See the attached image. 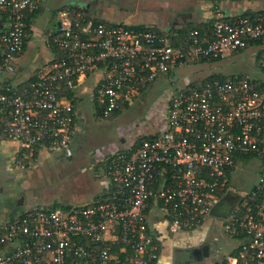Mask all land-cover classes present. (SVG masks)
<instances>
[{
  "label": "built area",
  "instance_id": "built-area-1",
  "mask_svg": "<svg viewBox=\"0 0 264 264\" xmlns=\"http://www.w3.org/2000/svg\"><path fill=\"white\" fill-rule=\"evenodd\" d=\"M234 1L211 0L210 33L192 32L184 49L173 47L167 33L74 21L65 8L48 41L64 55L55 54L20 91L23 83L4 79L19 70L29 39L27 15L42 0H0V145L17 143L19 161H37L42 153L73 156L78 116L65 92L90 75L95 100L109 118L157 80L174 83L177 70L189 64L255 49L261 72L198 89L190 87L193 81L177 87L164 131L111 156L101 168L106 188L93 202L0 210V264H158L164 249L150 216L161 217L174 237L202 232L237 164L254 161L261 168L257 185L222 221L238 245L241 234L247 244L239 256L207 263L264 264V14L229 15L224 3ZM249 195L257 202L249 205Z\"/></svg>",
  "mask_w": 264,
  "mask_h": 264
},
{
  "label": "rangeland",
  "instance_id": "rangeland-1",
  "mask_svg": "<svg viewBox=\"0 0 264 264\" xmlns=\"http://www.w3.org/2000/svg\"><path fill=\"white\" fill-rule=\"evenodd\" d=\"M49 1L51 2L52 0ZM57 1L61 5L71 8L74 13L79 12L78 8L93 6L101 13L104 11L116 18L117 22L122 19L124 21L134 20L135 22H142L145 25L154 23L168 35L175 34L180 30L178 25L184 22V17L189 15L188 13L191 12L193 5H195H189L190 3L186 2V0H55V3ZM204 1H206L203 2L204 5L211 7V0ZM50 2L47 4L48 8L50 7ZM195 2L198 6H203L201 2ZM236 5L240 9L254 12L264 11V1L260 3L241 1L237 2ZM48 8L45 9L43 15L37 17L35 22L36 33L31 40V46L33 47L43 43L42 41L40 43L37 34L45 28V19L49 15ZM196 9L197 7L194 10ZM197 26L196 23H187L183 28L191 31L192 28ZM256 57L257 51L250 49L242 54H235L219 63L189 64L177 70V79L180 80L190 76L197 84H201L199 79H206L212 75H220L222 77L235 75L257 76L261 72ZM18 64L19 66L24 65L27 67V74L32 71L30 67L31 61L27 60L26 57L20 60ZM173 88V85L168 84L167 80H157L154 92L152 89L151 92L146 94L144 101L141 102L139 99H134L128 105L129 107L124 109L122 115L113 118L110 122L114 123L115 127L117 126L121 131H136L144 126L155 132L156 128H158L157 130L162 128L161 124H163V127L165 124L166 127ZM94 108L99 109L97 102L93 103ZM158 119L163 120L160 125ZM137 125L140 126L136 127ZM112 131L118 136V133L114 130ZM88 151L90 152V150ZM15 153L9 159L10 170L5 168L4 175L0 177L2 188L0 210H13L22 195L26 197L27 207L41 203L64 206L69 203L93 202L95 195L101 192L103 177L97 179L96 175L103 176V174L97 166V157L86 161L78 160L77 157L73 162L60 163L53 156L46 153L43 158L40 156L37 159L38 162L26 163L19 161ZM260 174L261 168L256 161L246 166L237 164L236 170L229 177L230 185H228V188L233 189L244 198L257 185ZM10 191L12 192L10 193ZM227 227L228 223H218L212 218L203 227L202 232L196 236L187 235V239L182 243L176 241L177 244H175L174 240V244L172 241L171 243L167 242L163 258L171 260L169 252L177 247V249H180V247L186 248L188 251L196 249L198 239L203 236L204 231H207L209 232L208 240L212 242V246L210 256L205 261L219 260L224 255L230 254L238 245V242L227 232ZM182 257L177 255L176 259H181ZM197 262L201 261L198 259Z\"/></svg>",
  "mask_w": 264,
  "mask_h": 264
},
{
  "label": "crops",
  "instance_id": "crops-1",
  "mask_svg": "<svg viewBox=\"0 0 264 264\" xmlns=\"http://www.w3.org/2000/svg\"><path fill=\"white\" fill-rule=\"evenodd\" d=\"M195 1L201 2L203 6H198ZM49 2H50L49 0H42V7H41L42 11L40 12L39 16L43 15V13L45 12V9L48 8L47 4H49ZM186 2L190 3L189 5H193V4L195 5H193V9L191 10V12L188 13L189 15L184 17V22H181L179 24L180 26L178 25L179 29H182L185 25H187V23H196L198 26L199 25L204 26L212 22L211 7L203 4V2H206V1L186 0ZM236 3H237L236 1L224 3V8L227 14L234 16V15H238V14H241L247 11V9H240V7L236 5ZM195 6L197 7L196 10H194L196 8ZM65 8H68V7L61 5L58 1L56 3H55V0H52L50 2V7L48 8L49 15L45 19V23H46L45 28L37 34V37L40 39V43L41 41L43 43H41V45L39 44L38 46L36 45L33 47L31 46L32 45L31 40L35 37V33H36V27H35V22L37 20L36 18V20L34 21L32 25L31 34L27 41L28 43H26V48L19 55V61H18L19 63L20 60L26 57L27 60L31 61L30 67L32 71L29 74H27L26 73L27 67H25L24 65L19 66L18 64L19 70L17 74L13 76V78L7 77L6 79H4L5 81L11 83L12 85H16V84L19 85V84L25 83L28 80L32 79V76L38 75V73L54 59L55 52L53 49H51V47H49L48 41L51 40L52 36L57 34V31L60 26L59 19H58V13ZM78 11L79 12L74 13L72 10L74 21H79L80 19L81 20H92V21H98V22H107V23H111L115 25H123L127 27L129 26L137 27V28L138 27H142V28L156 27L157 29H159L158 28L159 26L154 23H152L151 25H145L142 22H135L134 20H130V19H129L130 21H127V20L124 21L121 19L119 22H117L116 18H113L111 15H109L108 13H105L104 11L103 13H101L97 9L93 8V6H89L87 8H78ZM178 31L175 34H173V37L178 36ZM162 32L165 33L164 31ZM191 81L193 80L191 79L190 76L188 78L184 77L180 80L177 79V72H176L175 82L168 83V84L173 85L174 87L172 91V94H173L177 87L185 86L189 84V82ZM93 82H94L93 75H90L85 79H82L81 82L77 85L76 90L74 91L73 99L70 100L75 105L77 116H78V125H79V131L77 132V135L75 136L73 147H74L75 152L78 153L77 155L80 156L78 157V160L82 159L86 161L87 159H84V156H86V154L90 155L89 159H92L93 157L99 155V156H102L103 158L101 163L105 164L106 161L111 156L117 153L124 152L127 149H130L131 147L136 145L137 141L135 143L134 142L130 143L128 140L125 139L126 137L123 133L119 134L120 136H116V134L111 130L115 128V124L110 122L111 120H109V118H104V117L99 118V116H97L98 109H95V108L93 109V103H96L95 93L93 89ZM155 88H156V83L151 85L147 89H145L139 96L135 98V100L139 99L141 100V102L144 101L145 95L151 92L152 89L154 92ZM161 126L162 128H160L159 130L156 129L155 132L146 131L144 133H140L139 138L151 137L159 133H162L165 129V124H164V127H163V124H161ZM17 147H18L17 143L15 142L3 143L2 145H0V177L4 175L5 168L6 170L7 169L10 170L9 159H11V156H14L13 154L15 153V151H16L15 154H17V149H18ZM88 150H90V152ZM43 155H46V153H42L40 155L41 158H43ZM92 155L94 156L92 157ZM51 156H53L55 160H58L56 155H51ZM96 178L98 179L102 177L101 175H96ZM104 182H105V179H104V171H103V187L101 188V192L95 195L94 200H96L104 192L106 188V184ZM0 183H1V179H0ZM1 192H2V188H0V194ZM87 203H91V202H87ZM82 204H86V202L69 203L64 206L82 205ZM35 206L53 207V206H56V204L47 205V204L41 203L38 205H32L31 207H35ZM24 208H27L26 202H25V205L19 206L17 204L13 210L7 209L5 211L15 212L16 210H23ZM150 220H151V226L153 228V231L156 237L162 241L164 252H165V247H166L167 242L171 243L172 241L173 243V240H174L175 244H177L176 238H174V236H171L169 234L161 217L153 213L150 216ZM171 237H173L174 239H171ZM176 249H173L171 252H169V255L171 256V260L169 259L165 260V258H163L162 256L161 261L158 264H174L172 255L174 253V250ZM164 252H163V255H164Z\"/></svg>",
  "mask_w": 264,
  "mask_h": 264
},
{
  "label": "trees",
  "instance_id": "trees-1",
  "mask_svg": "<svg viewBox=\"0 0 264 264\" xmlns=\"http://www.w3.org/2000/svg\"><path fill=\"white\" fill-rule=\"evenodd\" d=\"M241 1H243V0H239L238 2H241ZM41 11L42 10H41V7H40L35 12L30 13V14L27 15L28 19H27L26 24H27V33L29 34V36L31 34L32 25H33L34 21L36 20V18L39 16V14H40ZM260 14H264V11H262V13H260ZM244 16L255 17V16H257V13L254 12V11H251V10H247V11L244 12ZM211 24L212 23H209L208 25L206 24L204 26L203 25L202 26L199 25L197 27L192 28L191 31H187L185 28H182V29H180L178 31V36L173 37V34L172 35H168V38H167L168 39V42L173 47H175V48H183L184 49L185 46H186V42L191 38L192 32L197 31L201 36H203L205 33H210L211 26H212ZM139 28L142 29V27H139ZM148 29L149 30H152L157 35H159L160 37H166L165 33H163L161 30L157 29L156 27H149ZM25 48H26V45H25L24 49ZM54 52L57 55V58H60L61 56L64 55V53L61 50H59V49H55ZM244 52H245V50H241V51H238L236 54H242ZM219 62H220V60H213L211 62H209V61L208 62L207 61H200L201 64H204V63H211L212 64V63H219ZM262 71L264 73V70H262ZM237 76H246V75H237ZM232 77H234V76H232ZM227 78L228 77H222L220 75H212L211 77L206 78V80L201 81V84H197V82H195L190 87L193 88V89H198V88H201V87H205L207 84H212V82L214 80H220V81L224 82L225 80H227ZM29 84H30V81H28L26 83H23L22 85L19 86V90L22 91L23 89L27 88ZM65 96H66V98L68 100H72L73 97H74V91L67 90L65 92ZM128 107H129L128 104L123 105L122 108H121V110L117 111L116 113L112 114L111 117H109V120H112L113 118H117L120 115H122L124 109H127ZM97 114H98L97 116H99V118H103L104 117L103 116V108L100 105H99V109H98ZM147 138L148 137H144V138H140L139 140H137L136 145L134 146V148L137 147L138 145H140L141 142L143 140L147 139ZM36 158L37 157H35L33 159H30V160H24V162H26V163L33 162L34 163V162H36ZM108 163H105V164L102 163V164H100L99 168L101 169L104 166L106 167V165H108ZM229 189L230 188L227 187L226 191H223L222 193H220V196H219L220 199L226 194V192ZM246 202L249 205H251V203L253 204V203L257 202V200L253 199L252 198V195H249V197H247V199H246ZM57 207H63V206H57L56 205V206H53L51 208L54 209V208H57ZM196 235L197 234H194L193 236H196ZM174 238H176V241L181 242V243L184 242L185 239H187L186 236H180V237H174ZM245 239H246V237H245L244 234H241V235H239L237 237V240L239 241V245H238V247L235 250H233L231 252V255L233 257L239 256V254L244 250V245L247 244V241ZM199 260L203 264H208L205 261V259H203V256L202 255H201V258ZM197 261L198 260H194L190 264H193L194 262H197ZM214 264H227V262L224 259L222 261H217Z\"/></svg>",
  "mask_w": 264,
  "mask_h": 264
},
{
  "label": "flooded vegetation",
  "instance_id": "flooded-vegetation-1",
  "mask_svg": "<svg viewBox=\"0 0 264 264\" xmlns=\"http://www.w3.org/2000/svg\"><path fill=\"white\" fill-rule=\"evenodd\" d=\"M158 121H159V125L161 124V122H163V120L162 119H158ZM140 125H137L136 127H139ZM156 129H158V128H156ZM111 130H114L116 133H118V136H120L119 134H124L125 135V139L126 140H128L130 143H135L137 140H139L140 138H139V134L140 133H144V132H146V131H151V129H149L148 127H141V129H139V130H136V131H121V130H119V128L118 127H115V128H113V129H111ZM78 153L77 152H75V150H74V154H73V156L71 157V158H66L65 156H61V157H59V158H57L58 160H56V161H58V162H60V163H64V162H73V161H75V158H77V157H80L79 155H77ZM91 154V153H90ZM89 156L90 155H87L86 154V156H84V159H89ZM92 157H93V155H92ZM95 157H97V160H96V162H97V166L99 167L100 166V164H102L101 163V161H102V156H95ZM89 163V162H88ZM4 185V184H3ZM0 188H1V183H0ZM13 191H15V190H13ZM12 191H10V193H11ZM228 192H233V193H235V194H238L237 192H235L233 189H229L227 192H226V194L228 193ZM225 194V195H226ZM239 195V194H238ZM24 195H22L21 196V198L23 197ZM240 196V195H239ZM241 197V196H240ZM21 198L17 201L18 203L20 202V200H21ZM241 202H242V197H241ZM241 202H240V204H241ZM17 203V204H18ZM10 210V209H9ZM214 221H217L218 223H220V222H222V221H219V220H214ZM208 234H209V232H207V231H204L203 232V236H201V238H199L198 239V243H197V246H196V249H193L192 251L190 250V251H188V250H186V248H180V249H176V250H174V253H173V260H174V264H190L192 261H194V260H198V259H200L201 258V255H202V253H201V251H202V248L204 247V246H208L209 247V250H211V244H212V242H210L209 240H208ZM171 239H174L173 237H171ZM163 249H164V247H163ZM176 251V252H175ZM177 255H179V257H182L181 259L179 258V259H176V256ZM185 257V258H184ZM211 258V257H210Z\"/></svg>",
  "mask_w": 264,
  "mask_h": 264
},
{
  "label": "water",
  "instance_id": "water-1",
  "mask_svg": "<svg viewBox=\"0 0 264 264\" xmlns=\"http://www.w3.org/2000/svg\"><path fill=\"white\" fill-rule=\"evenodd\" d=\"M61 154L56 155L57 158L61 157ZM26 197L25 195L21 198L18 203L19 206L25 205ZM241 197L233 192H228L224 195L212 208L211 216L215 220L227 221L232 215L235 208L240 204ZM203 259H208L210 256L209 247L206 245L202 248Z\"/></svg>",
  "mask_w": 264,
  "mask_h": 264
}]
</instances>
